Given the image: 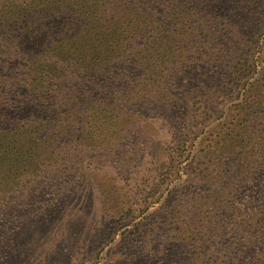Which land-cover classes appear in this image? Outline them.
Wrapping results in <instances>:
<instances>
[{
	"label": "rangeland",
	"instance_id": "1",
	"mask_svg": "<svg viewBox=\"0 0 264 264\" xmlns=\"http://www.w3.org/2000/svg\"><path fill=\"white\" fill-rule=\"evenodd\" d=\"M53 1L46 88L33 54L7 57L0 20V114L19 122L0 127V264H264V127L245 106L264 103V0H160L122 52L135 82L104 62L113 15ZM75 14L108 21L87 31Z\"/></svg>",
	"mask_w": 264,
	"mask_h": 264
},
{
	"label": "trees",
	"instance_id": "2",
	"mask_svg": "<svg viewBox=\"0 0 264 264\" xmlns=\"http://www.w3.org/2000/svg\"><path fill=\"white\" fill-rule=\"evenodd\" d=\"M117 1H122L123 3L121 2L117 3ZM159 1L160 0H86L88 6L91 5V7L94 8V10H91V15L95 14V16L97 17L96 19L101 18L103 15L105 16L113 15L114 16L113 18H115L113 23L109 24V28L107 31L108 38L106 42L102 44L105 48L106 47L113 48L110 54L105 55L104 62L110 63L113 60H116V65L119 66L123 77L126 78L125 80L126 82L138 81L141 78H143V76L136 73L135 70L133 69L132 70L133 76L131 78H127V71H126L127 65L125 64L127 63L126 57H129V55L124 56L122 52L128 50V48H130L131 46V43L138 39L135 36L141 35L139 33L140 31L153 26L154 22L149 20H153V21L156 20L153 11L156 5L158 6L162 3ZM173 5L174 4H171V2H169L168 4V6L170 7L171 6L173 7ZM56 7L57 6L53 0H9L8 6L5 7L4 10L3 9L0 10V20H8L7 24L9 28L8 30L9 37L6 39L8 41L6 45L9 46V49L6 51L7 57L13 60L15 58L24 59L28 54H33L35 58L31 60L32 62L34 61L35 64L37 65L33 64L30 61V59H27L25 61L26 64H31L29 65V67L35 66L36 74L34 78L31 80V84L34 85L36 83V85H41V87L43 88H46V85L43 80L46 79L48 74L47 70H45V66H46L45 63H47L49 59H53V60L61 59V57L58 55L48 53L53 46H57V44L61 43V39L59 37L52 38L51 40L48 41V37H49L48 29L55 21ZM73 19L77 20L78 22L88 23L86 26L87 31L93 28L92 24L102 25V23L108 21V20H86L85 14L83 15V17L75 14L73 16ZM159 20L161 19L159 18ZM257 20H259V18H257ZM147 21L149 22L146 23ZM251 42L253 43L252 40ZM146 49L149 51V53L152 50L156 54H163V52L166 50L165 43L164 41H162L161 38H150V42L148 43V47ZM137 60L138 58L135 57L130 59L129 61L130 66L132 67L133 66L132 64L135 63V61ZM143 60H145V58ZM140 65L142 66V64ZM147 65L148 64H146L143 68L146 69ZM153 72L154 69L150 70V73L153 74ZM64 76L68 79V71L65 72ZM114 77H117V75ZM150 78L155 79V76L154 75L150 76ZM59 83L61 84L59 85ZM140 83L141 82H139L136 86H139ZM7 84L9 85L8 88H10L12 86H17L19 84H22V82L21 80L15 81V77H13L10 80V82L7 80ZM64 84H68V80L65 81ZM64 84L62 81L55 82L53 87L48 88V90L44 93L42 92L41 94L42 98L46 97L52 100L54 96H59L61 93H64L61 91V89L64 88ZM148 86L149 89L146 88L145 91L147 92L146 97L149 96L150 94L155 93L153 89H155L159 94V90H160L159 82L151 83ZM4 87L6 88V84L4 85ZM68 87L70 90L75 89L78 92L79 91L82 92L83 89L86 87V85H83L81 90L76 89L77 84L70 85ZM54 88L56 90H59L58 91L59 94L56 93L55 90H53ZM252 90H254L253 87ZM72 94L75 95L74 91H72ZM249 95L250 94H248L246 99L249 97ZM159 96L161 98L162 94H159ZM87 98L90 101H93V99L90 96H88ZM246 99H245V106L247 108H251L252 109L251 113H253L252 116L249 117L250 119L249 121L253 122L254 126L257 127L259 130H261L259 128V125L260 126L262 125L264 127V103L261 101L260 105L257 104L256 106H250L249 102ZM35 100L37 99H33V102ZM9 103L10 102H6V107L9 110L10 109L16 111L20 110L19 107L21 103H19L18 106H14L13 104H9ZM88 104L90 105L89 102ZM22 106H24L22 107L24 109L25 105ZM89 108L91 109L92 107L89 106ZM144 115L145 114L138 115L134 113L133 116L143 117ZM4 120H5L4 116L0 114V127L4 128L5 131H13L18 127V125H16L17 123H19L18 121L14 122L11 125L8 126L6 125L3 127V125L5 124ZM223 125L224 124H222V126ZM231 125L234 126L232 123ZM259 240L256 246L261 247L263 244L259 242ZM255 241L256 240H250L249 244H252ZM257 251L258 250H256V253Z\"/></svg>",
	"mask_w": 264,
	"mask_h": 264
}]
</instances>
